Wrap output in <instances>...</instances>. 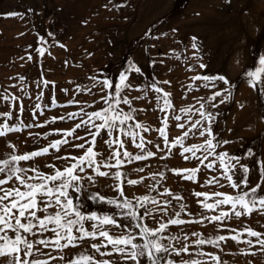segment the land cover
<instances>
[{"label":"rangeland","instance_id":"obj_1","mask_svg":"<svg viewBox=\"0 0 264 264\" xmlns=\"http://www.w3.org/2000/svg\"><path fill=\"white\" fill-rule=\"evenodd\" d=\"M12 13L17 15H10ZM194 36L197 38L199 51L191 47ZM40 37H43L46 43L41 44ZM40 47L45 49L43 56L36 51ZM194 53L196 56L193 55ZM29 55L32 56V60L27 59ZM261 55H264V0H0V92L7 89L9 93L22 98L25 111L21 118L25 123L30 121L43 123L49 118H58L75 112L85 103L92 105L86 111L105 107L100 101V96L106 93L101 92V86L92 88L93 81L90 77L106 76L115 84L119 74L127 68L129 62H134L142 70L141 73L129 74V82L132 85L150 83L153 77L158 81L170 82L168 85L160 86L164 91L172 94L171 98L177 111L189 105L198 108L199 105L196 102L198 98L211 95L213 91L225 87L222 82H217L216 88L201 87L199 90L187 92L191 77L198 73L201 75L222 74L232 85V97L223 104L218 103L220 99L218 97V107L208 110L218 113L213 125L214 133L219 139L230 141V143L222 145L217 151H226L230 155L244 157L248 149H252L255 153L254 157L242 159L241 163L256 168L257 160H264V96L261 95L262 86L258 85L256 88L249 86L244 73L258 66ZM199 63H204L206 68L200 69ZM189 65L195 70L189 71ZM19 76L25 79L20 81ZM41 78L50 82L47 88H44L43 84L37 87ZM196 83L199 85L202 82ZM12 85L16 87H11ZM77 85L92 88V91L91 93L77 92ZM41 89L44 91V98L37 101L36 96ZM65 89L66 92L62 91ZM25 92L28 93L27 96ZM126 94L137 97L141 95V92L134 90ZM53 95L59 105H65L67 101L73 99L80 103L52 108L50 105ZM153 95L149 92V99L134 100L133 105L138 109H144L143 112L137 113V119L140 122L149 125L152 129H158L161 126L162 114L155 107V102L151 100ZM37 102L42 105L48 104L49 107L42 108L43 115L38 111L37 119L33 121L32 109ZM12 103L14 107H10L8 102L0 101V112L11 110L15 116L19 112L20 102ZM123 107L127 110V106ZM198 118L197 114L192 117L193 121ZM2 122L3 118H0V123ZM79 122V119L64 121L57 119L54 124L43 128L25 129L20 133H10L6 137H0V156L13 151L8 147V142L16 145L18 152L22 154L35 151L61 138L60 135L53 134L33 144L29 132L69 130ZM175 125V121L170 122L169 140L180 136L186 130L179 129ZM86 132L87 128H82L77 130L75 135L85 136ZM143 135L147 140L153 141V144L149 145L152 151H156L154 145L157 143L163 147V140L155 130ZM107 138L105 133L104 139ZM203 139L205 137L190 136L186 144H198ZM76 143H84V141L79 140ZM98 145L97 151H101L107 157L109 151L104 146L103 139H98ZM127 148L133 153L138 151L130 141H127ZM179 153L180 149L177 148L170 158L160 160L159 156L163 153L157 152L155 157L147 161H136L131 165H125L123 170L131 173L130 178H139L141 175L148 177L141 185H126L125 195L132 198L150 194L158 199H170V197L159 196V192L167 187L173 193H179L185 198L184 202L189 205V210L193 214H215L204 212L197 204V198L192 196V192L234 193V190L224 179L220 180L224 187L201 186L209 177L220 174L222 170L218 165L215 171L202 168L198 173V183L184 181L180 176L167 171L164 165L175 169H191L199 164L198 160L185 161ZM68 154L78 157L82 155V150L68 145L64 146L59 153L53 152V154L38 157L34 161L22 163L25 167L39 165L42 171L51 172L52 169L44 166L55 162V155ZM135 167H144L145 170L143 173L131 172V169ZM157 171H164L167 179L156 186V191L148 193V185L154 183L149 173ZM259 180L258 172L250 175L251 185L254 186ZM112 183L111 179L100 177L97 178L95 186L85 182L87 191L79 195L87 211L109 214L116 211L112 206L97 204L87 199L88 194L94 191H100L106 197L115 196L116 193L108 187ZM7 187H11V184ZM178 203L173 201L177 210ZM154 215L155 220L146 218V223L153 228L158 227V221L168 219L159 213ZM181 218L189 219L187 216ZM245 225L264 232V227L261 226L264 225V215L254 212L251 216H243L239 220L233 218L227 227L240 229ZM88 227L90 228V225ZM217 228L218 225L207 222L204 225L169 226L164 235L183 236L185 232L193 231H199L205 236L210 233L228 235L226 230L217 233ZM111 234L118 235L120 230L112 229ZM191 239L195 237H190ZM92 243H100V241L89 239L83 241L80 247L66 249L63 253L65 261L85 249L89 253L93 252ZM202 248L205 252L220 255L227 264H249V261H252V264H264V255L258 254L253 257L239 253V249L247 248L245 244L237 245L229 241L226 245L222 244L223 252L210 245H204ZM44 251L50 250L44 249ZM189 251L195 252L197 249L193 247ZM52 255L58 256L60 253L52 251ZM97 259L118 260L119 257H100L97 254ZM173 259L176 264H180L182 259L188 260L190 257L182 254L179 257L174 256ZM0 264H3L2 260ZM51 264H63V262L56 260Z\"/></svg>","mask_w":264,"mask_h":264},{"label":"snow or ice","instance_id":"obj_2","mask_svg":"<svg viewBox=\"0 0 264 264\" xmlns=\"http://www.w3.org/2000/svg\"><path fill=\"white\" fill-rule=\"evenodd\" d=\"M49 35L52 34L49 33ZM39 42L44 44L46 40L40 37ZM191 47L199 51L195 36L192 37ZM36 51L41 56L45 53L43 47L37 48ZM193 55L196 56V53ZM27 59L32 60V56L29 55ZM198 66L200 69L206 68L204 63H199ZM188 70L195 69L189 65ZM132 72L141 73L142 70L134 62H129L127 68L119 74L115 84L106 76L90 77L93 81L92 88L101 86V92L106 93L100 96V101L105 107L86 111L92 105L85 103L75 112L58 118H49L43 123L31 121L25 123L21 118L25 111L22 98L9 93L7 89L0 92V101L8 102L10 107H14L12 102H20L19 112L15 116L11 110L0 112V118H3V122L0 123V137H6L10 133H20L25 129L43 128L54 124L57 119L60 121L79 119L80 121L69 130L29 132L33 144L53 134H58L61 138L35 151L22 154L18 152L16 145L8 142V147L13 151L0 156V260L3 264H51L56 260L63 264H130V262L131 264H176L173 257H179L182 254H187L190 259H182L180 264H227L220 255L203 251L202 246L210 245L223 252L222 244L226 245L229 241L237 245H247V248L239 249L242 255L253 257L258 254L264 255V232L256 231L248 225L240 229L227 227L233 218L239 220L243 216H251L254 212L264 215V189H262L264 160H257L256 168H253L249 164L241 163L242 159L254 157L255 153L252 149H248L244 157L233 156L226 151H217L230 141L221 140L214 133L213 125L218 113L208 109H215L218 103L223 104L231 99L232 85L229 79L222 74L201 75L198 73L191 77L187 92L199 90L201 87L216 88L217 82H222L225 87L213 91L211 95L198 98L196 101L198 108L189 105L177 111L171 98L172 94L164 91L160 86L170 84L169 81H158L153 77L150 83L132 85L129 82V74ZM244 75L249 86L253 88L262 86L261 95L264 96V55L259 57L258 66L246 71ZM18 79L23 81L25 77L19 76ZM197 81L202 83L197 85ZM49 83L41 78L37 87L43 84L44 88H47ZM52 83L54 86V82ZM92 88L77 85L76 91L91 93ZM134 90L140 91L141 95L130 97L126 94ZM149 92L154 94L151 100L155 102V107L162 114L161 126L158 129H152L149 125L140 122L137 119V113L143 112L144 109H138L133 105L134 100L149 99ZM24 94L28 95L27 92ZM218 97L220 99L217 103ZM43 98L44 91L41 89L36 100L41 101ZM79 103L73 99L67 101L65 105H59L53 95L50 107H65ZM123 106H127V110ZM240 106L243 107V105ZM48 107V104L42 105L37 102L32 109L33 121L37 119L38 111L43 115L42 108ZM194 114H197L199 118L193 121ZM13 120L15 122H12ZM171 121L176 122L177 128L186 130L180 136L169 140L168 130ZM82 128H87L85 136H76L77 130ZM152 130H155L163 140V147L159 143L154 145L156 151H152L149 147L153 141L147 140L143 135ZM105 133L107 139H104ZM196 135L205 139L201 143L187 145V139ZM98 139H103L104 146L109 151L107 157L101 151H97ZM79 140H83L84 143H76ZM127 141H130L138 151L130 152ZM68 145L82 150V155L78 157L71 154L55 155V162L44 166L52 169L51 172H44L39 165L35 164L23 166L22 162L34 161L38 157L50 155L53 152L59 153L64 146ZM177 148L180 149L179 154L185 161L198 160L199 164L191 169H175L164 165L167 171L180 176L184 181L198 183V173L202 168L215 171L218 165L222 170L220 174L209 177L201 186L224 187L220 183V180L224 179L234 190V193L192 192V196L197 198V204L204 212L215 214H193L189 210V205L184 202L185 198L179 193H173L167 187L159 192V196L170 197V199H158L150 194L132 198L125 195L126 185H141L148 178L143 175L135 179L130 178L131 173L123 170L125 165H131L136 161H147L155 157L157 152L163 153L159 156L160 160H166ZM144 170V167H135L131 169V172L143 173ZM253 172H258L260 177L254 186L250 182V175ZM98 177L111 179L113 183L108 187L116 195L106 197L100 191H94L88 194L87 199L97 204L112 206L116 211L111 214L87 211L82 204L79 194L87 191L85 182L95 186ZM149 177L154 183L148 185V193L156 191V186L167 179L164 171L149 173ZM9 184L11 187H7ZM201 197L203 199H200ZM173 201L179 202L178 210L174 207ZM156 213L168 219L158 221V227L153 228L146 223V218L155 220ZM182 216H187L189 219H183ZM205 222L218 225L217 233L226 230L228 235L210 233L205 236L199 231L185 232L183 236L164 235L169 226L204 225ZM261 226L264 227V225ZM112 229H119L120 234H111ZM181 231H184L183 228ZM49 233L51 235H48ZM190 237L195 239L190 240ZM89 239L100 241V243L91 244L93 252L89 253L85 249L65 261L63 253L66 249L80 247L83 241ZM193 247L197 251L190 252L189 250ZM44 249L50 251L45 252ZM52 251H57L60 255L53 256ZM97 254L100 257L118 256L119 259H97ZM249 264H252V261H249Z\"/></svg>","mask_w":264,"mask_h":264}]
</instances>
